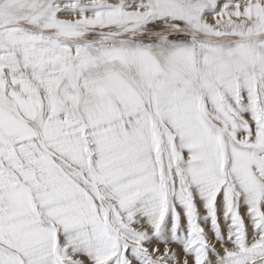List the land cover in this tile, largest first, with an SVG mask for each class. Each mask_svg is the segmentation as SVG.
<instances>
[{
    "label": "snow or ice",
    "instance_id": "obj_1",
    "mask_svg": "<svg viewBox=\"0 0 264 264\" xmlns=\"http://www.w3.org/2000/svg\"><path fill=\"white\" fill-rule=\"evenodd\" d=\"M0 264H264V0H0Z\"/></svg>",
    "mask_w": 264,
    "mask_h": 264
},
{
    "label": "bare ground",
    "instance_id": "obj_2",
    "mask_svg": "<svg viewBox=\"0 0 264 264\" xmlns=\"http://www.w3.org/2000/svg\"><path fill=\"white\" fill-rule=\"evenodd\" d=\"M203 213V211H201ZM221 221H222V226L223 227H226V225H223V218L221 217ZM206 230H209L207 227H206Z\"/></svg>",
    "mask_w": 264,
    "mask_h": 264
},
{
    "label": "rangeland",
    "instance_id": "obj_3",
    "mask_svg": "<svg viewBox=\"0 0 264 264\" xmlns=\"http://www.w3.org/2000/svg\"><path fill=\"white\" fill-rule=\"evenodd\" d=\"M201 211H203V208H202V206H201ZM161 246H163V245H161Z\"/></svg>",
    "mask_w": 264,
    "mask_h": 264
}]
</instances>
